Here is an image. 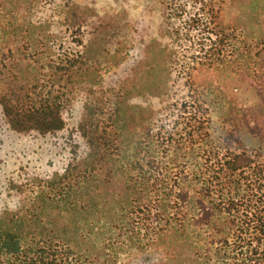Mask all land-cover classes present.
Returning a JSON list of instances; mask_svg holds the SVG:
<instances>
[{
	"label": "trees",
	"instance_id": "16d2710c",
	"mask_svg": "<svg viewBox=\"0 0 264 264\" xmlns=\"http://www.w3.org/2000/svg\"><path fill=\"white\" fill-rule=\"evenodd\" d=\"M169 2L164 3L170 12L163 13V33L170 36L172 46L161 51L169 70L184 68L191 76L198 67L216 68L228 58L238 59L240 53L235 54L232 43L238 38L237 30H227L222 21L231 0H198L205 8L193 15L183 6L172 12ZM5 6L6 0H0V12ZM73 17L72 28L79 20L76 12ZM104 20L108 21L103 18L91 24L95 32L106 29ZM244 38L249 54L254 52V58H247L254 61L240 75L258 102L240 108L231 104L233 127L220 141L221 150L205 151L209 154L206 162H212L211 171L198 161L179 168L159 159V145L171 144L172 133L154 138L150 143L153 149H146L137 161L128 159L121 151L124 140L118 105L107 125L101 119L109 113L103 94L89 92L77 125L85 152L74 154L63 173L46 177L43 191L32 203L23 199L22 206L0 209V264H107V253L78 246L77 231H113V227L125 226L134 231L139 217L141 229L152 231L150 241L154 247L160 245L164 257L170 258L176 249V264H264V160L257 162L248 150L235 147L242 144L243 130L264 139V33ZM207 40L213 43L209 46ZM187 44L192 53L186 63L185 55L180 56L175 48ZM9 53L13 55L0 53V121L20 135L64 131L70 93L88 76L89 64L83 63V68L79 57L70 60L68 67L52 60L46 68L38 59L30 66L26 58ZM92 53H85V59L93 61ZM71 84L76 85L74 90ZM113 146L120 153L115 155ZM194 157L200 161L203 155ZM130 214L135 215L132 222ZM72 231H76L75 246L70 242ZM100 241L103 246L104 238Z\"/></svg>",
	"mask_w": 264,
	"mask_h": 264
},
{
	"label": "rangeland",
	"instance_id": "374dc122",
	"mask_svg": "<svg viewBox=\"0 0 264 264\" xmlns=\"http://www.w3.org/2000/svg\"><path fill=\"white\" fill-rule=\"evenodd\" d=\"M165 1L169 0H6L7 7L0 12L1 54L11 57V51L15 58H26L30 66L38 59L45 67L52 60L68 67L70 60L80 57L83 68L86 69L83 63L89 64V71L81 84L70 85L76 89L70 93L68 126L64 131L47 136L20 135L0 121V209L22 206L23 199L26 204L32 203L46 177L63 173L74 154L81 156L85 152L77 125L89 92L103 94V105L109 113L101 119L107 125L112 123L109 116L118 105L124 140L121 151L128 159L137 161L146 149H153L150 143L154 138L172 133L171 144L166 141L159 145V159L179 168L183 163L194 166L198 161L211 171L212 162H206L209 154L205 151L221 150L220 141L233 127L231 104L240 108L258 102L240 73L254 61L247 58H254V52L249 54L244 37L264 33V0H231L227 4L222 21L227 30H237L238 38L232 43L235 54L239 51L240 56L228 58L219 68L198 67L191 76L184 68L169 70V62L161 56L165 46H172L170 36L163 33ZM170 1L172 12L183 6L187 14L193 15L205 8L198 0ZM73 12L79 16L74 28ZM103 18L108 19L104 20L106 29L97 33L91 24ZM172 20L179 25V20ZM240 31L244 32L241 37ZM151 41L155 42L147 50ZM212 41L207 40L209 46ZM175 49L180 56L185 55L186 63L190 61V44ZM91 52L94 60L88 61L85 53ZM136 65L139 68L132 73ZM240 136L242 144L235 147L245 148L257 162H262L264 139L244 130ZM113 152L117 155L120 150L113 146ZM194 154L203 157L199 161ZM131 217L135 215L129 216L132 222ZM136 221L134 231L126 226L113 227V231H77L78 246L107 253V264H176V249L170 258L164 257L160 245L154 247L150 241L152 231L141 229L142 218ZM75 232H70L73 246L77 245L73 243Z\"/></svg>",
	"mask_w": 264,
	"mask_h": 264
}]
</instances>
